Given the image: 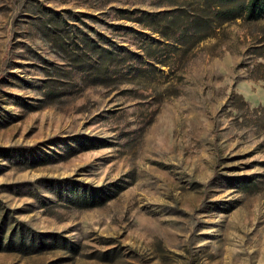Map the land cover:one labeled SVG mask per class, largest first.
<instances>
[{
    "label": "rangeland",
    "instance_id": "1",
    "mask_svg": "<svg viewBox=\"0 0 264 264\" xmlns=\"http://www.w3.org/2000/svg\"><path fill=\"white\" fill-rule=\"evenodd\" d=\"M188 2L0 0V264H264V16Z\"/></svg>",
    "mask_w": 264,
    "mask_h": 264
},
{
    "label": "trees",
    "instance_id": "2",
    "mask_svg": "<svg viewBox=\"0 0 264 264\" xmlns=\"http://www.w3.org/2000/svg\"><path fill=\"white\" fill-rule=\"evenodd\" d=\"M189 1L187 6H192L194 3L199 2L201 6L195 8L194 16H190L184 7L176 9H185L180 11L177 17L180 19H187L189 25L192 24L196 34L192 32L183 34L185 42L195 39L199 33L204 37V31L212 28L213 25H222L226 22L235 20L237 18H244L246 20H257L260 16H264V0H186ZM174 3V2H172ZM193 7V6H192ZM143 16L137 18L138 22L148 21L146 26L154 33H160L163 37H171L170 30L172 25L165 23L167 15L161 12H148L141 11ZM188 14V16H186ZM155 25V26H154ZM188 25V26H189ZM180 27V25H177ZM176 29V28H175ZM188 29V28H187ZM180 38H176L179 41ZM69 42H66V44ZM102 53V52H101ZM148 55L153 54L147 51ZM103 55V53H102Z\"/></svg>",
    "mask_w": 264,
    "mask_h": 264
}]
</instances>
